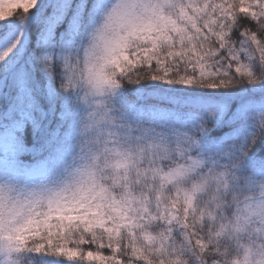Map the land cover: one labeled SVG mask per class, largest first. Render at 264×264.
I'll list each match as a JSON object with an SVG mask.
<instances>
[{
  "label": "snow or ice",
  "instance_id": "6c2138e0",
  "mask_svg": "<svg viewBox=\"0 0 264 264\" xmlns=\"http://www.w3.org/2000/svg\"><path fill=\"white\" fill-rule=\"evenodd\" d=\"M0 264H264V0H0Z\"/></svg>",
  "mask_w": 264,
  "mask_h": 264
}]
</instances>
